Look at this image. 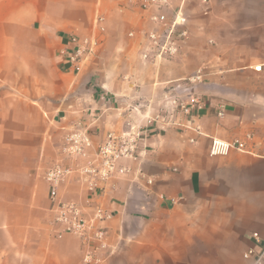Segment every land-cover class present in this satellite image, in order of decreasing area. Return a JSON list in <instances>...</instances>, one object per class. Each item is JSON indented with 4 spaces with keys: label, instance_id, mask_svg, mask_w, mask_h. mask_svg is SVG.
Segmentation results:
<instances>
[{
    "label": "crops",
    "instance_id": "1",
    "mask_svg": "<svg viewBox=\"0 0 264 264\" xmlns=\"http://www.w3.org/2000/svg\"><path fill=\"white\" fill-rule=\"evenodd\" d=\"M156 13L126 0H0V264H84L45 180L68 132L82 128L97 146L193 97V118L174 117L185 127L147 128L140 160L120 161L128 172L96 195L114 216L103 264H256L245 254L264 250V0L188 3L174 60L143 59ZM72 38L99 45L74 64ZM199 71L203 81L188 83ZM247 135L251 153L210 155L213 140ZM60 198L95 196L74 174Z\"/></svg>",
    "mask_w": 264,
    "mask_h": 264
},
{
    "label": "built area",
    "instance_id": "2",
    "mask_svg": "<svg viewBox=\"0 0 264 264\" xmlns=\"http://www.w3.org/2000/svg\"><path fill=\"white\" fill-rule=\"evenodd\" d=\"M190 2L208 7L211 0H126V4L131 7H140L143 13L150 14L152 10L157 11L156 14H151L150 19L157 25L158 30L147 34L150 51L143 54L144 60L152 57L157 60H174L180 56L181 44L189 36L185 9ZM129 36L135 37V33H130ZM71 41L75 51L70 61L74 64L87 60L95 53L99 45L95 39L80 41L72 38ZM255 70L260 72L262 66ZM187 81L190 84L201 83L202 72L199 71ZM200 102L197 97H193L191 104L188 105L178 98H172L170 103L157 114L147 117L145 124L130 122L128 131L121 134L110 133L105 141L97 146H94L89 133L82 128L73 129L64 136L59 159L47 169L45 180L50 188V200L55 213L54 221L62 228V233L73 234L80 239L84 247V264H103L105 262L103 253L109 248L105 224L114 216L101 203L96 202V195L102 191V185L117 174L128 172L126 167L118 168L120 161L140 160L139 149L147 128L158 125L185 127L174 120L175 115L180 112L192 119L193 112ZM218 117H225L222 107ZM189 122L192 123L190 119ZM196 131L199 132V130ZM252 140L251 135L231 142L213 140L210 155H226L232 150L251 153L249 143ZM261 155L264 157V146ZM80 158L84 162L73 165L74 161ZM74 174L95 196L85 205L73 201L66 202L60 198L62 185ZM150 183L152 182L149 181ZM255 237L257 238V235ZM245 257L254 258L256 264H263L264 250L259 254L255 250H250Z\"/></svg>",
    "mask_w": 264,
    "mask_h": 264
}]
</instances>
